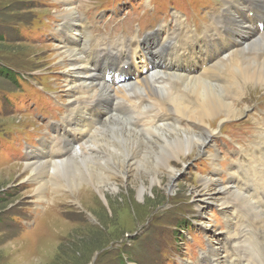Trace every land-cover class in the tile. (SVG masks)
Returning <instances> with one entry per match:
<instances>
[{"label":"rangeland","instance_id":"1","mask_svg":"<svg viewBox=\"0 0 264 264\" xmlns=\"http://www.w3.org/2000/svg\"><path fill=\"white\" fill-rule=\"evenodd\" d=\"M108 1L0 0V72L11 70L18 76L15 83L0 76V264H120V259L124 264H201L202 254L210 249L219 258L229 255L224 239L234 223L238 241L246 235L248 242L255 244V228L264 239V200L254 197L256 191L264 193L260 181L264 177V163L248 175L249 164L240 156L242 149L255 150L258 134L264 132V86L259 83H247L245 92L229 100L235 110L234 119L215 122L225 116L223 111L211 119L217 135L211 136L212 129L206 126L210 142L176 163V178L170 180L167 172L162 171L160 184L147 190L143 198H139L141 181L134 171L125 182L117 181V193L105 191V199L82 189L86 199L81 202L72 200L71 190L66 189L59 176H54L53 163L70 161L58 159L62 144L54 129L61 121L63 124L62 118L68 117L73 100L78 98L67 82L69 72L60 50V34L70 3L76 8L74 24L78 21L91 34L88 39L86 33L80 32L84 39L81 52L89 44L116 57L119 51L128 53L129 46L137 44L138 38L157 46L169 41L184 43L186 36H211L218 22L222 32L231 33L234 28L235 11L226 12L230 0H211L215 3L212 6H208V0H114L103 4ZM232 1L238 7L254 2ZM250 47L259 49V41ZM162 56H169V52L164 51ZM140 57L138 53L131 62L134 68L144 66L145 60ZM114 63L111 60L95 65L98 71L111 75ZM180 78L171 77L170 81L178 84ZM184 91L190 94L188 99L195 97L185 88ZM147 107L143 101L133 108L119 104L107 119H117L136 135L140 133L137 137L141 142L136 147L140 156L153 142L160 144L161 134L171 129L157 132L154 127L175 120L158 117L154 124L146 120L151 127L142 124L141 112ZM81 110L85 114L96 113L87 111L82 100ZM107 120L103 123L105 130ZM175 129L199 135L188 119H182L181 128ZM221 141L226 142L224 151L218 148ZM1 143L12 146L2 148ZM18 145H22L24 156L15 151ZM49 149L56 150V158L40 157L39 151ZM98 149L101 154L92 158L106 159V154ZM48 160L51 167L46 173L23 172L22 166ZM85 162L90 164L86 159ZM101 172L109 174L104 169ZM243 172L248 175L246 185L238 177ZM35 180L47 182L40 201L35 196ZM144 183L149 186L148 178ZM168 185L173 187L172 192L166 191ZM217 191L219 197L213 194ZM227 191L231 192L228 199H232L234 210L220 203ZM207 193L211 194L208 198L200 196ZM252 258V264L264 263L260 249Z\"/></svg>","mask_w":264,"mask_h":264},{"label":"bare ground","instance_id":"2","mask_svg":"<svg viewBox=\"0 0 264 264\" xmlns=\"http://www.w3.org/2000/svg\"><path fill=\"white\" fill-rule=\"evenodd\" d=\"M248 5L238 7L232 0L228 2L226 12L235 11L234 28L231 33L222 32L218 22L211 36L205 35L202 38L197 36L200 39L186 36L187 40L184 43L169 41L151 46L146 40L141 41L138 38L137 44L129 46L128 53L119 51L117 54L120 53V55L114 57V53L104 49L97 50L88 47L81 52L84 39L80 37V32L86 33L89 39L90 33L86 27L80 26L78 21L74 24L76 8L72 7L73 3H70L65 13L66 23L61 32L63 35L60 34L62 38L60 50L63 54L65 68L69 72L67 82L72 85L71 91L78 98L73 100L68 117L63 118V124L56 126L55 129L64 142L63 148L59 150L58 159L70 158V161L63 164L53 163V174L59 176L67 190H71L72 200L81 202L86 199L81 193L82 189H89L91 193L95 192L105 199V191L112 194L117 193V181L120 184L125 182L132 171L136 172L137 179L141 181L138 195L139 198H143L147 190L160 184L162 171L167 172L170 180L176 178L178 174L176 163L183 162L187 155L196 154V150L210 142L207 140L206 126L212 129L211 136L212 134L217 135L218 131L212 128L214 121L211 122V119L216 118L221 111L225 116L215 122L226 123L234 119L235 110H232L228 101L235 100L245 90L247 83H259L264 86V0H254ZM256 41H259V49H250ZM164 51L169 52V56L163 57ZM138 53L141 54L140 58L145 60V64L141 68H134L131 62L135 60ZM111 60H115L111 75L106 76L108 72L97 70L95 63H108ZM175 76L181 77L180 83L170 81V78ZM184 88L195 97L191 96L188 99L190 94H185ZM81 100L86 102L87 111L96 113L94 115L90 112L89 114L83 113ZM139 101L148 105L147 109L141 112L142 124L149 126L147 119L154 124L158 117L175 119L168 124L154 127L157 132L164 128L171 129L161 134L160 144L153 142L146 147L141 156L138 155L139 151L136 149L141 142L137 137L140 133L136 135L117 119L107 120L114 114L112 109H116L119 104L133 108ZM182 119L190 120L199 135L175 129L181 128ZM106 120L105 130L103 123ZM99 126L101 127L98 129ZM258 136L259 143L255 150H241L242 160L249 164L248 175L264 163L263 130ZM98 148L106 154V159L92 158L95 154H101ZM259 148L262 149L260 153ZM39 153L43 158H47V155L56 158L57 155L55 149L41 150ZM31 156L35 155L31 154ZM85 159L90 164L86 163ZM249 161H252L253 165ZM35 165L36 170L30 171V168ZM232 166L235 168L234 165ZM50 167V160L41 164L31 162L26 167L22 166L23 172L29 171V175L36 171L46 173ZM102 169L109 174L102 173ZM146 178L150 182V187L145 186L144 179ZM240 178L243 180V175ZM260 181L264 189V177H261ZM34 182L37 185L36 200L40 201L43 199L42 191L47 182L45 181L44 184L36 180ZM203 183L207 184V181L204 180ZM165 189L167 192L173 191V187L169 185ZM213 194L216 197L220 196L219 191ZM254 194L255 199L263 202L264 193L256 191ZM210 195L200 194L204 198ZM225 195L220 203L227 207L231 206L234 210L232 199H228L231 192L227 191ZM204 198L201 201H205ZM199 208H203L202 205ZM202 225L205 226L204 223ZM202 225L201 229H204ZM248 241L249 238L246 235L238 241L236 223H234L232 231L224 239L229 247V255L219 258L215 256V250L210 249L209 252L202 254L201 264H252L255 251L262 250L264 256V239L260 234H256L255 244Z\"/></svg>","mask_w":264,"mask_h":264},{"label":"trees","instance_id":"3","mask_svg":"<svg viewBox=\"0 0 264 264\" xmlns=\"http://www.w3.org/2000/svg\"><path fill=\"white\" fill-rule=\"evenodd\" d=\"M2 70V69H1ZM0 73H2V74H0V76H4V77H6V78H8L12 83H15L16 82V80H17V78H18V76L17 75H14V73H12V71L11 70H6V71H1ZM5 145H7V146H10V144L8 145V143H1V146H2V148H3V146H5ZM12 146V145H11ZM10 146V147H11ZM9 147V148H10ZM2 202V200L0 199V203ZM0 223H1V221H0ZM1 225V224H0ZM120 264H124L123 263V261H122V259H120Z\"/></svg>","mask_w":264,"mask_h":264}]
</instances>
